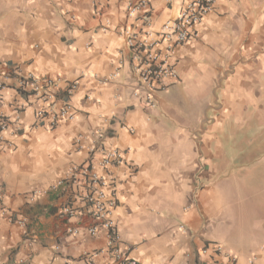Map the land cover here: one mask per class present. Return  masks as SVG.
Segmentation results:
<instances>
[{
	"label": "crops",
	"instance_id": "crops-1",
	"mask_svg": "<svg viewBox=\"0 0 264 264\" xmlns=\"http://www.w3.org/2000/svg\"><path fill=\"white\" fill-rule=\"evenodd\" d=\"M135 2L0 0V116L21 123L3 132L13 146L0 145V264L113 262L106 231L88 232L90 214H58L74 189L49 191L86 161L96 129L105 148L124 150L121 165L97 168L115 187L124 255L138 264H199L221 258L211 249L200 256L218 243L235 264H264V0H214L176 48V78L154 94V106L133 93L123 31L139 30L147 15L156 32L179 4L150 0L128 17ZM27 73L56 80L54 111L77 81L73 118L37 124L42 103L18 89ZM33 191L40 194L30 198Z\"/></svg>",
	"mask_w": 264,
	"mask_h": 264
},
{
	"label": "built area",
	"instance_id": "built-area-1",
	"mask_svg": "<svg viewBox=\"0 0 264 264\" xmlns=\"http://www.w3.org/2000/svg\"><path fill=\"white\" fill-rule=\"evenodd\" d=\"M168 4L178 3L179 8L173 19L165 21L158 31L150 29L149 17L145 15L143 20L138 21L137 28L124 29L126 46L129 48L132 69L137 77V85L133 90L135 96L139 97L147 106H154V94L167 85V80H174L176 73L171 58L176 48L183 44L193 34L194 27L204 15L212 8L214 0H164ZM150 0H137L127 8L128 17L136 15L147 8ZM146 11V10H145ZM102 80L101 83H105ZM6 87L2 77H0V90ZM77 88V81L68 82L64 88L65 99L60 100L59 108L54 111L52 103L57 99L58 84L56 80L50 78H37L31 73H27L18 81V89L26 97L31 96L42 103L36 109V123L41 124L47 119L49 127H53L60 120H70L75 112L70 103V96ZM23 104L18 106L22 109ZM20 122L11 123L9 118L0 116V145L12 147L13 144L5 140L3 132L11 128L14 133L20 129ZM129 131H132L129 128ZM95 144L87 147L88 157L84 163L72 164L66 174L50 186L49 191L57 192L59 188H73V195H69L58 207V214L63 216H73L77 212L85 210L91 215L95 224L88 228L91 235L96 233L98 227L103 228L107 233V250L113 258L109 264H138L137 261L124 255L118 246V234L113 218V211L117 205L115 187L109 176L101 174L99 169H108L121 165L124 161V150L118 148H105L103 145L104 133L100 129L93 132ZM83 136L76 138V144H80ZM96 151L101 156L97 160V165H92V157ZM40 191H33L30 198L36 197ZM2 195L0 192V199ZM79 206V208H78ZM81 207V208H80ZM82 210V211H83ZM5 214L4 208L0 209ZM10 221L13 214L7 216ZM70 233H77V228L69 229ZM209 249L215 256L221 258L213 259L205 257L200 259L199 264H235L234 255L223 250L220 244L210 243L200 251V256L208 254ZM210 256V254H209ZM86 264H94L88 258Z\"/></svg>",
	"mask_w": 264,
	"mask_h": 264
}]
</instances>
